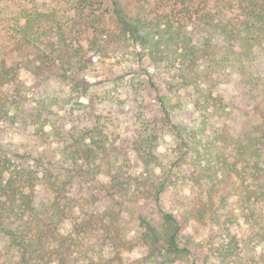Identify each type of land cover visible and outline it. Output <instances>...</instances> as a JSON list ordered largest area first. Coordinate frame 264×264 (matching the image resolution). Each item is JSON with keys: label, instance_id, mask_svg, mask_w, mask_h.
<instances>
[{"label": "trees", "instance_id": "16d2710c", "mask_svg": "<svg viewBox=\"0 0 264 264\" xmlns=\"http://www.w3.org/2000/svg\"><path fill=\"white\" fill-rule=\"evenodd\" d=\"M38 1L5 2L17 8L6 33L14 58L0 60V234L9 242L0 264H264V253L252 254L264 243V73L251 64L257 50L264 54V0H167L174 6L166 11L158 0L143 14L123 0ZM121 43L152 66L136 87L158 101L160 118L146 106L135 114L137 129L122 146L131 156L122 150L113 163L105 125L77 128L48 99L59 87L69 112L86 122L90 56ZM178 92L198 114L193 126L171 120ZM157 129L186 174L153 172ZM10 130L25 140L13 143ZM39 185L53 193L42 206ZM122 207L137 214L130 244L116 221ZM196 225L207 233L199 237ZM12 250L16 260L4 262Z\"/></svg>", "mask_w": 264, "mask_h": 264}, {"label": "rangeland", "instance_id": "374dc122", "mask_svg": "<svg viewBox=\"0 0 264 264\" xmlns=\"http://www.w3.org/2000/svg\"><path fill=\"white\" fill-rule=\"evenodd\" d=\"M158 0H123V3L127 9L132 10V12L140 10V12L146 13L149 12L151 8H155ZM162 1H165L162 4ZM6 0H0V60H8L14 58V56L9 53L11 47V41L8 38V23L14 21L13 16L15 15L16 6L8 7L5 3ZM45 1H38L37 4L43 6ZM180 3V2H179ZM36 4V5H37ZM172 1L160 0V5H163L164 11L169 9L170 5H173ZM62 5H65L62 3ZM174 6V5H173ZM68 10V14L71 17L78 18L77 14H74L70 11V5L65 6ZM72 12V13H71ZM107 20V18L105 19ZM110 24V22H108ZM78 25V24H77ZM72 35V34H70ZM251 64L255 69H259L264 73V54L257 50L255 56L252 58ZM145 71L152 72L153 68L149 64L147 58L141 57L139 55V49L133 46H128L125 44H119L118 48L115 51L106 50L104 54H92L90 56L89 71H87L88 80L92 83V93L90 98H85L80 100L84 103L85 111L89 116L87 121H82L83 117L76 116L77 114L69 112V103L60 99L59 87L55 88L56 97L48 99V107L52 111L57 112L59 115H72L68 119L70 120L71 125H75L77 128L84 126L95 127L105 125L107 127L103 129V133L106 136L105 140L107 150L106 159L110 162L116 161L120 163L122 161L123 152L126 151L130 156L131 153L122 148L124 138L132 134L136 129V123H133L135 114L140 110H145V106L149 110H154L153 114L155 117H159V103L158 101L152 100L153 97L149 92H140L137 90L138 83L145 81L146 76L144 75ZM21 80L24 81L27 85L30 84L29 78L27 75L22 72L20 74ZM132 83H134L132 86ZM227 90L231 95H234L233 99L236 101V95H241V89L238 90L233 84L227 86ZM240 93V94H239ZM101 96L105 98H101ZM188 96L184 93L178 92L173 93L170 98V105L172 108L171 120L174 124H186L188 126H193L196 124L198 119V114L195 112L191 103L188 102ZM239 97V96H238ZM101 99H105L102 103ZM88 106V107H87ZM33 111V103H27L24 106V112L29 114ZM70 113V114H69ZM78 121V122H76ZM241 120L237 119L234 121V131H241ZM67 129L70 128L68 124ZM48 130V127H46ZM155 148L153 154L155 156V162L153 166V172L157 176H162L168 174V171H175L179 174H186L188 167L181 168L176 171L174 166V161L176 156L172 153V148L174 142L169 137V135H164L160 138V129H157L155 132ZM8 138L12 140L13 143L18 144L25 140L26 136L10 130L8 132ZM51 148L57 150L55 142L50 141ZM41 147V146H40ZM117 150L112 153L113 149ZM43 149L47 148V145L42 147ZM55 157L58 158V151H55ZM115 159V160H114ZM106 160H103L104 162ZM69 163L66 164L67 167ZM102 181H106L107 178L100 176ZM180 193L182 195H187L189 192V185L186 182H180L178 186ZM172 193H170L171 195ZM53 199V193L45 189L43 186H38L35 190V203L38 206H42L46 203H49ZM174 203L169 201L166 203L167 207L173 206ZM125 208V209H123ZM103 209L100 207L99 211ZM116 221L119 226L122 228L123 240L127 241L129 244L132 243L137 234L139 233L138 223H137V214L133 209L122 207L120 211L115 210ZM68 223H65V228H68ZM197 234L199 237L204 236L207 232L205 229L196 225ZM8 240L5 236L0 234V253L4 254V250L8 245ZM128 244V245H129ZM264 253V243H256L252 254L255 257ZM12 256V257H11ZM17 252L15 250L10 251L9 257L4 255L2 258L4 262H9V259L12 261L16 260ZM107 254H104L106 257ZM133 255L131 254L130 257Z\"/></svg>", "mask_w": 264, "mask_h": 264}]
</instances>
